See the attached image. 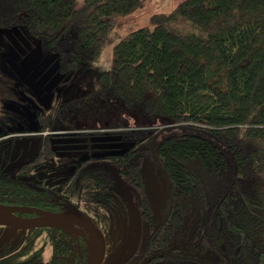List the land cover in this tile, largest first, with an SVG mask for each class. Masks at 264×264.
<instances>
[{
    "label": "trees",
    "instance_id": "obj_1",
    "mask_svg": "<svg viewBox=\"0 0 264 264\" xmlns=\"http://www.w3.org/2000/svg\"><path fill=\"white\" fill-rule=\"evenodd\" d=\"M143 1L0 0V28H23L55 54L59 73L67 76L97 62L112 43L115 18ZM98 80L144 127L107 133L152 149L170 187L164 216L153 218L147 206L134 148L104 149L100 157L66 167L71 170L64 178L61 171H46L58 153L83 152L75 145L90 146L104 133L48 130L41 112L40 132L47 134L38 135L32 154L10 168L0 163V207L74 212L71 198L79 184L78 201L105 208L118 195V177L147 232L146 264H200L183 257L185 251L212 249L217 240L227 264H264V0H184L118 39L112 65ZM164 124L170 126L160 128ZM71 137L84 140L66 149L54 142ZM101 161L110 169L90 165ZM14 231L0 247V264L36 257L39 240L51 249L42 264H90L84 242L79 253L61 230ZM132 238L130 232L125 250Z\"/></svg>",
    "mask_w": 264,
    "mask_h": 264
},
{
    "label": "rangeland",
    "instance_id": "obj_2",
    "mask_svg": "<svg viewBox=\"0 0 264 264\" xmlns=\"http://www.w3.org/2000/svg\"><path fill=\"white\" fill-rule=\"evenodd\" d=\"M182 1L184 0H144L141 7L125 16L116 17L112 43L104 46L100 59L82 64L67 76L59 73L55 54L45 52L41 42L29 37L23 28H0V158L4 156L0 163L8 164L10 168L32 154L38 135L47 134L40 132L37 119L40 112L46 117L48 130L80 133L79 128H84L83 132L90 134L102 132V137H92V141L97 143L90 146L75 145L84 149L83 152L68 150L65 154L58 153L60 156L51 161L45 170L50 174L61 171V177L64 178L65 173L71 170L66 167L87 157H100L102 152H107L104 149L115 148L118 149L117 153H121L134 148V156L141 157L147 206L153 218L161 219L169 204L168 181L149 146H139L136 142L119 143L117 141L120 136L107 133L112 129L140 130L144 127L137 124L132 115L118 107L115 99L106 95L98 75L110 69L113 44L118 39L148 26L151 16L170 13ZM81 2L82 0H78L77 5ZM169 126L164 124L160 128ZM83 140L81 137H71L54 142L65 144L63 148L66 149L73 148L68 145L69 142ZM76 186L71 201L78 207V212L89 218L103 234L104 263L110 264L124 252L130 232L133 236L132 217L136 207L133 202L125 203L119 195L105 208L84 200L78 201L80 185ZM8 214L9 220H14L13 215ZM56 228L64 233L65 240L74 245L79 253V242H84L91 264L98 253L99 242L90 231L72 225ZM11 231L15 232L14 229L0 226V247L8 241ZM146 240L147 232L143 228L138 252L126 264H146L147 259L142 257ZM37 248L42 251L36 257L13 259L4 264H40L49 258L51 249L43 240H39ZM222 253L221 244L217 240L212 249H187L183 257L194 259L200 264H227Z\"/></svg>",
    "mask_w": 264,
    "mask_h": 264
},
{
    "label": "water",
    "instance_id": "obj_3",
    "mask_svg": "<svg viewBox=\"0 0 264 264\" xmlns=\"http://www.w3.org/2000/svg\"><path fill=\"white\" fill-rule=\"evenodd\" d=\"M107 166V165H106ZM121 189V198L125 203L132 202L133 195L130 189L125 185V183L118 178ZM7 211L8 213H31L35 212L40 214L41 217L33 220H3L0 218V226L8 227L10 229L27 231L37 228H51L58 227L62 225H72L77 228H85L90 231V233L98 240L99 247L98 253L93 259L91 264H103L105 258V239L101 231L93 224V222L87 218L85 215L76 212L54 214L43 212L40 210H28L26 208H3L0 207V211ZM132 231L133 240L128 251L119 256L114 262L110 264H126L137 252L140 245L142 237V223L140 215L135 213L132 217Z\"/></svg>",
    "mask_w": 264,
    "mask_h": 264
},
{
    "label": "flooded vegetation",
    "instance_id": "obj_4",
    "mask_svg": "<svg viewBox=\"0 0 264 264\" xmlns=\"http://www.w3.org/2000/svg\"><path fill=\"white\" fill-rule=\"evenodd\" d=\"M91 166H93L94 168L97 166H102V167H104V168H106V169H110V166H108V164H106V162L105 161H101V162H99V163H93V164H90ZM107 165V166H106ZM96 167V168H97ZM111 171H112V173H114V169L112 168L111 169ZM117 180H118V177H117ZM119 183V182H118ZM118 195L119 196H121V189H120V184H119V189H118ZM133 202V204L135 205V201H132ZM36 210V209H35ZM33 211H34V209H33ZM79 210H78V208H77V210L76 211H74V212H76V213H79L78 212ZM44 212V211H43ZM33 213L34 214H37V213H35V212H31V213H28V214H30V216H28V217H21V216H17V215H14V213L12 214L13 215V217H14V219H21V220H33V219H36V218H39V217H41V215L40 214H37V216H34L33 215ZM48 213H50V212H48ZM82 213V212H81ZM94 224V223H93ZM1 227H4V226H1ZM8 228V227H7ZM51 228H54V229H57L56 227H51ZM59 230V229H58ZM16 231H19V230H16ZM28 231V230H27ZM132 240H133V238H132ZM132 240H131V242L129 243V245H128V247L126 248V250L124 251V252H122L120 255H118V256H122V255H124L127 251H128V249L130 248V246H131V244H132ZM138 249H139V247H138ZM137 252H138V250H137ZM137 252H136V254H137ZM50 254H51V252H50ZM135 254V255H136ZM134 255V256H135ZM44 262V261H43ZM42 262V263H43ZM114 262V261H113ZM42 263H40V264H42ZM103 264H105L104 262H103Z\"/></svg>",
    "mask_w": 264,
    "mask_h": 264
},
{
    "label": "bare ground",
    "instance_id": "obj_5",
    "mask_svg": "<svg viewBox=\"0 0 264 264\" xmlns=\"http://www.w3.org/2000/svg\"><path fill=\"white\" fill-rule=\"evenodd\" d=\"M0 218L3 219V220H9L10 217H9V214H8L7 211L2 210V211H0ZM68 226L69 225H62V226H59V227L66 228Z\"/></svg>",
    "mask_w": 264,
    "mask_h": 264
}]
</instances>
